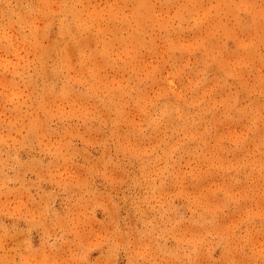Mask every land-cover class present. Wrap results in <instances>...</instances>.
I'll return each mask as SVG.
<instances>
[{
  "label": "rangeland",
  "instance_id": "obj_1",
  "mask_svg": "<svg viewBox=\"0 0 264 264\" xmlns=\"http://www.w3.org/2000/svg\"><path fill=\"white\" fill-rule=\"evenodd\" d=\"M0 264H264V0H0Z\"/></svg>",
  "mask_w": 264,
  "mask_h": 264
}]
</instances>
